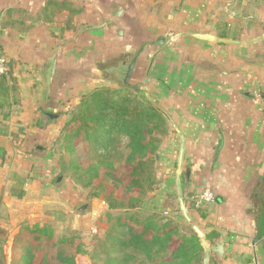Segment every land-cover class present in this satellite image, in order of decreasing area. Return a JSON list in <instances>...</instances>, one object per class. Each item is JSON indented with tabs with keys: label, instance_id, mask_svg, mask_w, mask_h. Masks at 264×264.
I'll list each match as a JSON object with an SVG mask.
<instances>
[{
	"label": "crops",
	"instance_id": "1",
	"mask_svg": "<svg viewBox=\"0 0 264 264\" xmlns=\"http://www.w3.org/2000/svg\"><path fill=\"white\" fill-rule=\"evenodd\" d=\"M0 53L15 82L0 97V264H154L123 248L147 223L175 240L198 228L202 264H264V0H0ZM122 77L168 132L152 190L111 210L59 185L53 154L83 98Z\"/></svg>",
	"mask_w": 264,
	"mask_h": 264
},
{
	"label": "trees",
	"instance_id": "2",
	"mask_svg": "<svg viewBox=\"0 0 264 264\" xmlns=\"http://www.w3.org/2000/svg\"><path fill=\"white\" fill-rule=\"evenodd\" d=\"M71 12L73 15L78 13L74 8ZM15 13L12 10L7 12L6 18L2 21L3 28L13 25L11 20ZM8 65L9 75L0 77V97L4 98L7 97L8 88L15 83L9 60ZM123 88L129 91L127 96H123V89H103L83 98L77 109L69 115L67 124L55 145L56 149L58 143L64 139L68 154L74 157L81 145L90 144L99 155V159H96L98 160L96 164H90L83 170V174L90 176L89 181L81 186L86 189L93 181H97L102 167L105 166L104 175L112 184H98V190L87 194L86 199L102 197L111 210L135 208L137 203L128 194L132 192L145 194L152 190L155 184V158L161 140L168 132L160 109L153 105L150 99L144 95L140 97L141 94L135 93L129 84L123 85ZM118 143L123 144L127 150V153L123 152L121 157L116 158L124 161V174L121 176L124 179L114 174V162L118 160H109L110 154L116 151L113 147ZM75 163L76 161L73 160L71 164ZM58 164L61 171L59 161ZM82 178L79 177L81 181ZM122 184H125V189L121 187ZM169 225L165 223L160 228L147 223L138 233L128 232L129 239L123 242V248L133 249L146 255L151 262L154 261V264H202L205 248L197 233L189 228L188 236L183 235L179 240H175L173 235L178 230H170ZM168 227L169 230H166ZM114 229L115 227L110 229L112 232L110 236L113 235ZM149 229L155 233L152 239L146 238ZM110 245L114 246V239ZM154 249L156 251L153 257ZM164 251H170L171 256L166 261L161 259L156 263L159 261L157 257H160L161 252ZM33 257L28 253L25 256V264H32ZM128 258L130 259L129 256ZM106 263L115 264L113 260H106Z\"/></svg>",
	"mask_w": 264,
	"mask_h": 264
},
{
	"label": "rangeland",
	"instance_id": "3",
	"mask_svg": "<svg viewBox=\"0 0 264 264\" xmlns=\"http://www.w3.org/2000/svg\"><path fill=\"white\" fill-rule=\"evenodd\" d=\"M16 16V15H15ZM107 65L103 66L104 71L106 70ZM107 78L110 77L109 75H106ZM110 78H113L112 76ZM125 78L122 77L120 79L117 78L118 81V86H116V90H120L123 89V96H127L129 94V91H125V88H123V85H127L125 84ZM140 97H142V95H140ZM119 144H115V146L113 147L114 149H116V151H113L111 153L110 151V158L109 160H115L118 157H121V154L127 153V150L124 148V145L121 144L119 146ZM67 144L64 141V139H62L60 141V143H58L56 149H54V155H55V159L57 161H59V163L61 164V171H60V177H62V181L59 183V185H62L63 183H70L72 184V189H74L76 192H83L85 195L93 193L95 191L98 190V184H112L111 181L109 180V178L104 175V173L106 172V167H102L101 169V175H99L97 181H93V183L91 185L88 186V188L86 189H81V187L83 186L82 184H85L89 181V174H83V170L87 169L88 166L90 164H96L99 159V155L95 152L94 149H92L90 147L89 143H84L83 145H81L78 148V153L76 156L72 157L71 155L68 154L67 150H66ZM120 148V149H119ZM53 150V148L51 149ZM120 153V154H119ZM108 154V153H107ZM108 157V155H106ZM120 159V158H119ZM75 160L76 163L75 164H71L72 161ZM118 160V159H116ZM124 174V173H123ZM82 176V181L79 179V177ZM55 183H57V179L54 181ZM82 185V186H81ZM122 188H125V184L121 185ZM83 188V187H82ZM80 189V190H79ZM78 190V191H77ZM82 190V191H81ZM84 212V211H83Z\"/></svg>",
	"mask_w": 264,
	"mask_h": 264
},
{
	"label": "built area",
	"instance_id": "4",
	"mask_svg": "<svg viewBox=\"0 0 264 264\" xmlns=\"http://www.w3.org/2000/svg\"><path fill=\"white\" fill-rule=\"evenodd\" d=\"M10 72V68L8 65V59L6 56L0 53V77L8 76ZM214 200V193L210 190H204L198 196L199 202H212Z\"/></svg>",
	"mask_w": 264,
	"mask_h": 264
},
{
	"label": "water",
	"instance_id": "5",
	"mask_svg": "<svg viewBox=\"0 0 264 264\" xmlns=\"http://www.w3.org/2000/svg\"><path fill=\"white\" fill-rule=\"evenodd\" d=\"M134 64H135V61H133L132 63H131V65H130V68H129V71H128V74H127V77H126V82H128V80L130 79V76H131V74H132V71H133V68H134ZM54 71H55V64H53V66H52V70H51V76H50V80L52 79V76H53V74H54ZM47 116H49V117H51L52 119H54V118H57L58 116L57 115H55V114H47ZM195 230H196V232L198 233V235L200 236V237H203V233L198 229V228H196L195 227ZM204 244H205V247L207 248V249H210L212 252H214V253H216L218 256H223V254H224V249L222 248V246L220 245V244H217L215 247H211V248H209V246H208V244L206 243V241H204Z\"/></svg>",
	"mask_w": 264,
	"mask_h": 264
}]
</instances>
